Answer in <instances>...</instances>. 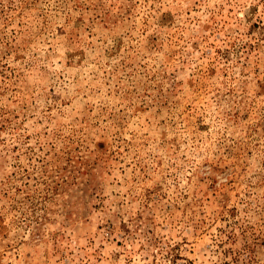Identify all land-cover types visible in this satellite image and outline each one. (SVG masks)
Returning <instances> with one entry per match:
<instances>
[{
    "label": "rangeland",
    "instance_id": "rangeland-1",
    "mask_svg": "<svg viewBox=\"0 0 264 264\" xmlns=\"http://www.w3.org/2000/svg\"><path fill=\"white\" fill-rule=\"evenodd\" d=\"M0 264H264V0H0Z\"/></svg>",
    "mask_w": 264,
    "mask_h": 264
}]
</instances>
